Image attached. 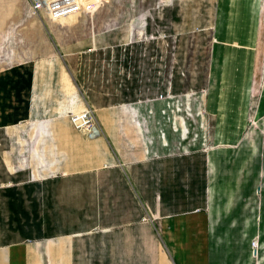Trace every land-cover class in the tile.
Masks as SVG:
<instances>
[{
  "label": "crops",
  "instance_id": "0c3cea01",
  "mask_svg": "<svg viewBox=\"0 0 264 264\" xmlns=\"http://www.w3.org/2000/svg\"><path fill=\"white\" fill-rule=\"evenodd\" d=\"M260 3L217 0L205 99L214 123L192 199L185 163L171 181L164 147L155 156L143 143L146 114L98 109L90 139L69 119L91 106L76 83L0 76V131L19 143L3 163L32 177L0 184V264H264V83L258 129L244 135L264 65ZM53 61L38 63L54 72ZM24 137L34 142L23 148ZM141 214L151 220L140 225Z\"/></svg>",
  "mask_w": 264,
  "mask_h": 264
},
{
  "label": "rangeland",
  "instance_id": "374dc122",
  "mask_svg": "<svg viewBox=\"0 0 264 264\" xmlns=\"http://www.w3.org/2000/svg\"><path fill=\"white\" fill-rule=\"evenodd\" d=\"M83 2L77 13L52 21L47 13L30 11L29 0H0V76L73 81L90 101L97 125L96 110L109 106L117 112L146 114L139 126L143 143L146 137L152 139L155 156L164 147L171 181L185 163L192 199L214 123L205 99L217 0H87L84 6ZM260 2L261 31L264 0ZM41 60H54L51 68L58 72H45L50 66L39 65ZM31 63H38L33 72L12 71ZM66 66L62 74L60 69ZM257 67L256 63L244 135L258 129L264 65L261 73ZM33 142L24 137L20 146ZM18 144L17 138L0 131V184L32 178L23 166L14 178L3 163V150ZM29 155L25 152L23 158ZM149 220L141 214L138 223ZM154 237L162 240L158 231Z\"/></svg>",
  "mask_w": 264,
  "mask_h": 264
},
{
  "label": "built area",
  "instance_id": "2783aa9c",
  "mask_svg": "<svg viewBox=\"0 0 264 264\" xmlns=\"http://www.w3.org/2000/svg\"><path fill=\"white\" fill-rule=\"evenodd\" d=\"M83 1V0H82ZM81 0H56V1H45V0H29L30 11L35 14L41 12L47 13L49 18L54 21L68 16L69 13L75 14L79 11ZM87 3L84 0L83 6ZM159 99H164L163 95H160ZM70 122L72 126L84 133L90 139H94L99 134V127L97 125L95 115L91 107L87 106L84 110L78 113L70 114ZM257 241L252 242V247L256 248Z\"/></svg>",
  "mask_w": 264,
  "mask_h": 264
}]
</instances>
